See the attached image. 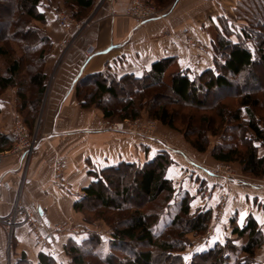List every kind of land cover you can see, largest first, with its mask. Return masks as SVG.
<instances>
[{
  "label": "trees",
  "instance_id": "16d2710c",
  "mask_svg": "<svg viewBox=\"0 0 264 264\" xmlns=\"http://www.w3.org/2000/svg\"><path fill=\"white\" fill-rule=\"evenodd\" d=\"M7 1L9 5L6 7L0 5V24L6 28L4 33H0V60L6 59L7 63L4 73L0 67V96L8 89H15L17 110L25 118V124L34 129L36 112L41 106L48 79L43 64L53 42L45 30L31 26L32 23L28 25L30 21L46 23L40 0ZM62 1L73 10L75 17L82 18L93 9L96 0ZM147 1L166 8L177 0ZM244 1L235 8L237 20L245 22L242 23L238 42L229 39L234 32L229 22L223 20L225 34L219 33L211 45L213 68L195 78L179 71L174 73L170 84L165 82V77L174 63L173 59L154 63L142 77L106 70L77 83L76 97L81 108H97L109 121L116 118L135 121L146 111L150 119L176 131H181L177 128L178 122L187 121V132H192L196 139L192 141L187 132H181L200 152H206L209 136L223 134L226 144L212 152L213 158L222 164H239L245 176L263 179L264 155L260 154V150L264 147V5L258 4L259 0ZM245 7L249 13L254 11L246 21L240 20L239 16ZM8 12L10 14L5 17L4 13ZM16 14L20 15V19ZM13 42L20 46L22 55H15L9 44ZM24 69L28 74L25 79L22 77ZM223 91L226 93L222 94ZM163 93L168 95L161 100L159 95ZM215 93L222 95L213 99ZM208 96L212 100L207 103L205 98ZM164 99L168 102H163ZM229 99H234V104L227 103ZM180 103L198 111L207 108L205 111H209L211 116L194 117L172 109V105L180 106ZM206 104L209 106L206 107ZM229 129L232 135H227ZM12 147V135L0 132V153ZM172 163L170 155L162 152L142 168L122 163L104 169L102 176L85 189V196L75 202L74 208L84 214L94 210L113 211V217H118L121 222L118 226L111 224L114 239L107 241L108 253H104L105 241L100 235L92 234L81 240L69 239L64 246V254L71 264H255L256 253L264 244V234L252 215L245 219L243 225L238 224L236 217L231 220V236L236 240H245L241 247L236 245L235 240L227 239L206 248L189 263L182 255L187 247L186 238L188 235L202 236L208 231L213 209L192 214V199L186 195L170 225L160 234L156 231L161 215L175 198V185L167 178ZM131 177H134L133 188L137 198L144 200L148 208L141 203L128 206L133 196L131 187L124 183ZM112 187L115 189L113 194L110 191ZM97 215L102 217L100 213ZM106 220L110 224L109 219ZM125 247L132 252L123 260L120 254L124 253ZM241 256L245 257L241 259ZM16 264L32 263L23 254ZM39 264H55V259L41 253Z\"/></svg>",
  "mask_w": 264,
  "mask_h": 264
},
{
  "label": "crops",
  "instance_id": "0c3cea01",
  "mask_svg": "<svg viewBox=\"0 0 264 264\" xmlns=\"http://www.w3.org/2000/svg\"><path fill=\"white\" fill-rule=\"evenodd\" d=\"M133 1L96 0L91 27L72 47L71 44L65 47L68 51L63 48L66 30L53 17L48 21V32L57 50L47 63L49 82L39 107L40 116L35 118L39 143L32 154L0 153V264H16L23 254L32 264H39V255L50 251L56 259L53 255L61 253L67 240L85 237L67 234L59 239L53 234L49 237L48 249L26 222L33 221L41 235L48 237V229L55 224L78 220L74 204L79 199V191L94 181L93 172L122 163L142 166L147 161L145 147L151 158L159 151L154 144L145 143L136 135L102 129V117L95 108H81L76 97L77 83L106 70L142 77L154 63L163 59H173L179 71L205 70L210 66L212 54L206 51L197 58L195 51L183 46V34L190 33L209 48L212 44L210 30L217 29L219 20L224 17L234 22V10L240 0H177L164 9L162 17L144 24L126 14ZM42 4L49 11L51 5L46 0ZM165 35L167 38H163ZM0 108V132L13 135L23 119L17 110L16 90L5 92ZM157 142L163 144L160 140ZM176 154L173 151L176 172L181 168L190 170L182 165L187 158L183 160ZM194 165L195 171L202 170L199 164ZM214 178L206 171L203 182L217 185ZM217 181L224 186L220 179ZM240 185L250 190L244 191L241 187L240 191ZM227 186H231L225 212L227 221L236 217L238 224L243 225L252 215L264 231V183L255 179L247 182L230 179ZM212 202L206 198L203 204L213 206Z\"/></svg>",
  "mask_w": 264,
  "mask_h": 264
},
{
  "label": "rangeland",
  "instance_id": "374dc122",
  "mask_svg": "<svg viewBox=\"0 0 264 264\" xmlns=\"http://www.w3.org/2000/svg\"><path fill=\"white\" fill-rule=\"evenodd\" d=\"M0 1H2V0H0ZM42 1L43 0H40V5H41V9L43 11L45 9L44 12H45V16H46L45 17L46 23H44V22L39 23V22H35V21H30L28 23V25L30 23H32V24H30L31 26H35V27L37 26L38 28L45 30L47 35H49L47 24H48V21H51L52 17L54 18L56 23L60 27H62L60 24V21H59V16L61 14H63L64 16H68L70 18V20H74L77 22H83V21L87 22V24L83 26V28H82L83 30L81 32H79L78 35L74 36L72 34H67V40L71 41L70 47H72L74 45V43H75L74 41L77 38H79L80 35H82L85 31H87L91 27V25L95 19L94 9H92L86 16H84L82 18H77L73 15V10L69 6L64 4V2L62 0H46V3H48V5H51V8L49 9V11H46V7L42 4ZM141 1L148 4V5L155 6L159 10V13L163 14V11L165 8L158 7L156 4L148 2L147 0H141ZM133 2H132V4H133ZM240 2L245 3L244 0H240L237 3V5ZM258 4L264 5V0H259ZM0 5L3 7H6L7 5H9V2L7 0H4V2H2V3L0 2ZM237 5H236V8H237ZM11 7L13 9V5ZM94 7H95V5H94ZM253 12L254 11L251 10L249 13V10L247 7L241 9V13H239L240 14L239 16L242 19H240V20L246 21L247 17L251 16V13H253ZM9 14H10L9 12H8V14L4 13V16L7 17ZM16 17L18 19H20L19 14H16ZM236 17H237V15H236V12L234 10V22H232L233 24L230 23L226 17L219 20V23H220L219 27L217 29L210 30L211 37H212V43H214V41L217 40L219 33L225 34V31H223V23H222L223 20L224 21L226 20L229 22V25L233 29V32H234V35L229 36V39L232 40L234 43L238 42V35L241 33L242 23L245 24V22H239ZM26 19L24 18L25 21H28ZM135 21H137V20H135ZM5 31H6V28L4 27V25L0 24V33H4ZM14 31L15 30H12V32H14ZM73 36H74V38H73ZM183 36L185 37V39L183 40V43L185 41V44L183 46L185 48L191 49L192 51H195V55L197 58H199L200 55H202V53H204L206 51L213 55L212 46H210L209 48L204 46L203 44L198 42L193 36H191V34L188 32L184 33ZM49 37H50V35H49ZM163 38H167V36L165 35ZM9 44L14 49L15 55H17V56L22 55V51H21V48L19 45L15 44L14 42L9 43ZM65 47H67L66 43L63 46V48L67 49V51H68V48H65ZM56 50L57 49L55 48L54 45L51 46V48L49 50H47L48 53H47L46 59L44 60L43 69H44L46 75L48 76L46 85L49 82V76H50V73L48 72L49 65L47 63L49 62L50 55L52 53H55ZM64 53H66V51ZM212 55H211L210 66L208 68H206L205 70L214 67ZM6 64H7L6 59L0 60V67H1V71L3 73L7 67ZM196 69H200V68H196ZM205 70H202V71L193 70L194 72L193 71L190 72L189 70H187V71H181V72H186V73L190 74V76L192 78H195L196 76H198L201 72H203ZM178 72H179L178 66L173 63L166 73L165 82L170 84V82L172 80V76L174 75V73H178ZM27 75H28L27 69H24L22 72V77L25 79ZM251 85H253V82H251ZM120 90L121 89L119 88V91ZM12 91H13V89H12ZM225 93H226V91H223L222 94H225ZM4 94L0 96L1 99L4 96ZM222 94L221 93H217V94L215 93L214 96L212 95L213 99L215 98V96H220ZM167 95H168V93H163L162 95H159V97H161L162 98L161 100H163V97H165ZM205 99L207 100V103L212 100L210 98V96H208ZM163 102H168V100L164 99ZM226 102L229 104L230 103L234 104L235 100L229 99ZM41 104H42V102H41ZM180 104H181L180 106L172 105L171 107H173L172 109L180 111L179 113H182L185 115L192 114L194 117H200L201 115L211 116L209 111H205V110H207V108L204 111H198V110H193L190 107L185 106L183 103H180ZM208 106L209 105L206 104V107H208ZM95 110L102 117L100 127L102 129H104L105 131H109V132H113V133L136 135L138 137H141L145 143L154 144L155 148L159 149V151L156 152V154H154V156H156L162 152H166L170 155L173 163H172V165H170V167L167 171V178L169 180H171L173 182V184L175 185L176 193H175L174 200L171 201L168 208L161 215L159 223L155 227L156 231L159 234L162 233L166 229V227H168L170 225L174 215L178 212L181 200L186 195H189L192 199L191 200V213L192 214H195V213L202 211L204 209H207V208L210 209L209 207H212L213 219L211 221V226L208 229V231L205 234H203L202 236L194 237L192 235H188L186 238L187 247L182 254L184 256V259H185V257H188L187 260L185 259L186 262H188V263L191 262L192 259L196 255L200 254L206 248L213 247L215 244H217L219 242H224L227 239L235 240V243H236V245H238V247H241V245L244 244L245 240H236V238L232 237L231 234L229 233V228H231V226H230L231 220H233V219H228L230 221H227V218L225 217V212H226L227 205H228V198H229L230 193H231V191H230L231 186L226 187V185H227V182L230 181V179L247 182L248 179L252 180V178H249L242 173V170H241V167L239 166V164H235V163L222 164V163L217 162L213 158L212 152L218 146H220L222 144H224V145L226 144V140H224L223 134H221V136H219V137L209 136V141L207 142V145H206V147H207L206 152H200L196 148L191 146V144L186 140L184 133L181 132V131L187 132L188 128L185 125V123L187 121L186 122L185 121L184 122L183 121L178 122L177 128L180 129L181 131H176V130L170 129V128L162 125L157 120L150 119L148 117V114L146 111H143L141 118H138L135 121H132V120L121 121V120H118V118H116L112 121H109V120H106L104 118L101 110H99L97 108H95ZM40 113H41V110L39 109V111L36 112L35 118H39ZM25 117H26V115H25ZM21 119H22V121H19L20 124L25 125L27 127L31 137L32 138L36 137V140L39 143L40 137H38L39 135L36 131V127H34V129H31L30 127H28L29 125L28 126L26 125L27 123L25 124V118L23 116H21ZM15 129H14V132H15ZM14 132L12 135L13 147L9 151H13L14 146H15ZM187 133H188V135H190V140L193 141L194 139H196L194 137V135L191 134L192 132L190 133L188 131ZM231 133L232 132L229 129L227 135H232ZM156 140L157 141L160 140L164 145L157 142ZM38 143H37V145H38ZM144 149H145L146 154H147V159H146L147 161L142 166L136 165L139 168H142L143 166H145V164L148 161H150L154 158V156L151 158L150 153H148L149 150H147L146 147ZM173 151L177 152L176 155H179V153H178L179 151L182 152L184 154V156L179 155L180 158H183V160H186V158H187V161H189L193 164L192 166H189L187 161H184L182 163L183 167H185V168L190 167V170H189V168H187V170H185L184 168H181L178 173L176 172L178 170L175 168L176 161L174 160ZM260 154L264 155V147L261 148ZM148 157H149V159H148ZM194 164H197V165L199 164L201 166L202 170L198 169L197 171H195L194 169H196V167ZM103 170L104 169H102V170L99 169V170H96L95 172H93L94 180L97 179L98 177L102 176L101 172ZM206 171L210 172L211 174H213L215 176V178L212 180H213V182L214 181L217 182L216 183L217 185H208V181L205 183L203 182V178H204V175L206 174ZM170 172H171V174H170ZM204 172H205V174H204ZM170 177L173 179H171ZM208 178H210V177H208ZM219 179L225 187L222 185H218L219 181H217V180H219ZM133 180H134V177H131L129 181L124 183V185L131 187V194L133 196L130 203H128V206L131 207V206H134L136 204L141 203V204H143L144 208H148L149 206L147 203H145L144 200H140L139 198H137L135 188H133L134 187ZM255 180L258 182L264 183V178L263 179H255ZM89 186H87L86 188H88ZM239 187H240V189H239L240 191H242V188L244 189V191L250 190V188L248 186H245V185H240ZM86 188L79 191V194H78L79 199H81L85 196L84 191ZM110 191H112V194H113V192H115L114 187H112V189ZM206 198H208V200H210V201H213L212 202L213 206L207 207L205 205H208L209 203L203 204V203H205ZM222 198H224V200H225L224 206L222 205L223 204ZM214 203H216V204L214 205ZM87 204L88 203H86V205ZM261 205L263 206V203H261ZM74 210L79 217L78 220L72 221L69 219L65 222H59V223L55 224L52 229H48V231H49L48 237L41 235L40 230L38 229L37 225L34 222L31 223V221L28 220L26 222V224L31 228V230L35 234L38 232L40 233V235L43 239V242H41V243H42V245H44V247L46 246V248H48V249L50 247V245L48 244V240H49V237H51V235H53V234L57 235L59 237V239H61V237L65 238L67 234H77V235H75V237H77L78 235H80V236L82 235L85 237L84 239H86V237H88V236H91L92 234H95V235L97 234V235H100V237L103 239V241H105L103 243L104 253H108L110 250H109V246H108L107 241H113V239H114L112 236L113 229H112L111 224L118 226L120 224L119 222H121L120 220H118L119 218L113 217V214H112L113 211L103 210L100 212V211L94 210L93 212H90V214L85 213L86 214L85 215L82 212H78L75 208H74ZM99 210H102V209H99ZM221 210H223V211L220 212ZM98 213H100L102 215V217L101 216L99 217L97 215ZM106 218L109 219L110 224L108 223ZM121 219L124 221L123 218H121ZM209 231L211 232L210 235L208 234ZM220 234L222 236H220ZM263 234H264V231H263ZM38 238H39V236H37V239ZM67 243H68V240L66 241L65 245H67ZM64 246H63V249L61 250V253H56L55 255H53L56 257L55 264H71V260L69 259V257H67L64 254ZM131 252L132 251L130 250L129 247H125L124 253L120 254V256L123 260H126L129 257V255L131 254ZM45 253L51 255V251L45 252ZM244 257L245 256H241V259H243ZM254 261H255V264H264V244L261 247V249H259L257 251L256 256L254 258ZM87 264H89V262H87Z\"/></svg>",
  "mask_w": 264,
  "mask_h": 264
},
{
  "label": "built area",
  "instance_id": "2783aa9c",
  "mask_svg": "<svg viewBox=\"0 0 264 264\" xmlns=\"http://www.w3.org/2000/svg\"><path fill=\"white\" fill-rule=\"evenodd\" d=\"M126 14L127 16L137 20L138 23L140 24H144L153 19L162 17V14L159 13V10L155 6L148 5L142 2L141 0H135ZM59 21H60L61 26L66 30L67 34H72L74 36L78 35L79 32L83 30L82 29L83 26L87 24L86 21L77 22L74 20H70L68 16H64L63 14L59 16ZM70 43H71L70 40H66L67 45ZM14 141H15L14 142L15 146H14L13 152H16V153L25 152V153L31 154L38 143V141L36 140V137L32 138L27 127L20 123L15 129ZM0 158H1V155H0ZM222 199L224 200V198ZM223 200H222L223 202L222 205L224 206L225 200L224 201ZM1 201H2V188L0 185V203ZM222 211L223 210H221L220 212ZM31 223H33V221H31ZM208 234L210 235L211 232L209 231ZM36 235L39 236L38 240L40 242H43V239L40 233L38 232L36 233Z\"/></svg>",
  "mask_w": 264,
  "mask_h": 264
},
{
  "label": "snow or ice",
  "instance_id": "6c2138e0",
  "mask_svg": "<svg viewBox=\"0 0 264 264\" xmlns=\"http://www.w3.org/2000/svg\"><path fill=\"white\" fill-rule=\"evenodd\" d=\"M241 223H243V216H241ZM262 223H264V221H262ZM185 259L187 260L188 257H185Z\"/></svg>",
  "mask_w": 264,
  "mask_h": 264
}]
</instances>
